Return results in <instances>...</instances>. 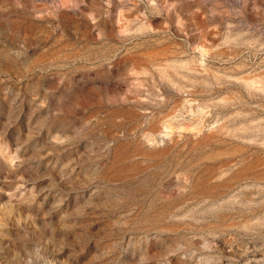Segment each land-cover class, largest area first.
Returning <instances> with one entry per match:
<instances>
[{"label": "rangeland", "instance_id": "374dc122", "mask_svg": "<svg viewBox=\"0 0 264 264\" xmlns=\"http://www.w3.org/2000/svg\"><path fill=\"white\" fill-rule=\"evenodd\" d=\"M0 264H264V0H0Z\"/></svg>", "mask_w": 264, "mask_h": 264}]
</instances>
